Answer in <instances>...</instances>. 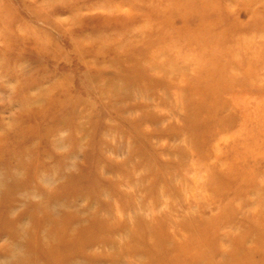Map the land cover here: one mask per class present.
Segmentation results:
<instances>
[{"label": "rangeland", "instance_id": "374dc122", "mask_svg": "<svg viewBox=\"0 0 264 264\" xmlns=\"http://www.w3.org/2000/svg\"><path fill=\"white\" fill-rule=\"evenodd\" d=\"M86 206L117 224L107 253L151 225H203L207 253L252 230L264 0H0V264Z\"/></svg>", "mask_w": 264, "mask_h": 264}, {"label": "bare ground", "instance_id": "6f19581e", "mask_svg": "<svg viewBox=\"0 0 264 264\" xmlns=\"http://www.w3.org/2000/svg\"><path fill=\"white\" fill-rule=\"evenodd\" d=\"M78 212H63L59 218L50 219L51 226L45 232H26L24 241L18 244L20 251H12L10 259L2 264H132L130 257L139 250L146 257L140 255L137 264H264V209L253 218L252 230H245L236 239L235 246L230 250L218 248L213 253L204 251L205 242L214 235L200 231L203 225H198L199 230L190 226L186 237H176V232L165 234L154 225L146 231L134 229L129 232L137 242L121 245L116 252H103L100 249L105 245L113 246L111 237L117 224L91 206H86L83 214Z\"/></svg>", "mask_w": 264, "mask_h": 264}]
</instances>
